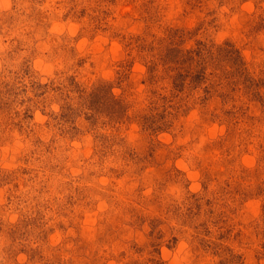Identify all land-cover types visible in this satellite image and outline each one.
<instances>
[{"label": "rangeland", "instance_id": "obj_1", "mask_svg": "<svg viewBox=\"0 0 264 264\" xmlns=\"http://www.w3.org/2000/svg\"><path fill=\"white\" fill-rule=\"evenodd\" d=\"M0 264H264V0H0Z\"/></svg>", "mask_w": 264, "mask_h": 264}]
</instances>
